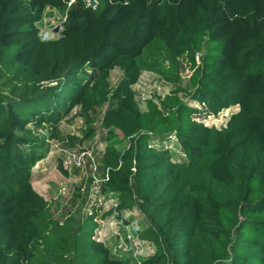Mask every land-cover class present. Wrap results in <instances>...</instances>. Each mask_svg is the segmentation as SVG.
<instances>
[{
	"label": "trees",
	"instance_id": "obj_1",
	"mask_svg": "<svg viewBox=\"0 0 264 264\" xmlns=\"http://www.w3.org/2000/svg\"><path fill=\"white\" fill-rule=\"evenodd\" d=\"M95 1L0 0V264H264V0ZM51 15L61 29L42 39ZM150 46L189 65L204 107L237 105L226 127L173 90L138 108L133 59ZM116 63L134 70L111 110L132 138L106 186L147 217L155 251L139 261L111 257L91 219L52 217L28 183L40 146L17 132L56 128L81 102L78 75ZM172 139L183 159L154 146Z\"/></svg>",
	"mask_w": 264,
	"mask_h": 264
},
{
	"label": "rangeland",
	"instance_id": "obj_2",
	"mask_svg": "<svg viewBox=\"0 0 264 264\" xmlns=\"http://www.w3.org/2000/svg\"><path fill=\"white\" fill-rule=\"evenodd\" d=\"M44 22L41 31H53L61 24L55 15L45 16ZM200 56V51L198 55L195 53L198 61ZM133 62L138 74L129 88L141 110L146 109L148 100L159 103L173 90L188 105L201 110L196 118L198 121L204 119L206 126L224 128L237 113L236 104L216 112L204 107L190 82L189 65L168 57L156 46L143 48ZM132 72L134 70L126 73L118 63L107 70L86 67L78 75L85 85L81 102L62 116L56 128L28 124L17 130L20 134L27 132L26 136L40 146L37 153L40 157L29 168L28 183L46 203L52 217L57 221L70 217L78 221L91 219L95 223L92 237L111 257L128 261H136L133 254L140 260L155 251L150 241L140 239L139 233L147 227L148 220L137 203L123 206L117 192L106 186L111 173L122 164L118 160L114 165L117 153L123 152L131 143L132 136L123 134L111 110L119 103L117 89ZM41 82L46 85L56 83L53 80ZM165 143L169 150L175 149L171 158H184L173 139L169 143L156 140L154 146L162 148Z\"/></svg>",
	"mask_w": 264,
	"mask_h": 264
},
{
	"label": "built area",
	"instance_id": "obj_3",
	"mask_svg": "<svg viewBox=\"0 0 264 264\" xmlns=\"http://www.w3.org/2000/svg\"><path fill=\"white\" fill-rule=\"evenodd\" d=\"M61 29V27H59V30ZM58 30V31H59ZM58 32H54V31H41L40 32V36H41V38L42 39H50L52 36H55L56 34H57ZM197 53V55H198V52H196ZM237 106V105H236ZM238 108V107H237ZM197 119V118H196ZM201 122H203V124H206V123H204V119L202 120L201 119ZM209 126H214V125H209ZM215 127H217V126H215ZM141 239V238H140ZM142 240V239H141ZM134 256H135V258H136V261H139V259L136 257V256H138V255H135V254H133Z\"/></svg>",
	"mask_w": 264,
	"mask_h": 264
},
{
	"label": "water",
	"instance_id": "obj_4",
	"mask_svg": "<svg viewBox=\"0 0 264 264\" xmlns=\"http://www.w3.org/2000/svg\"><path fill=\"white\" fill-rule=\"evenodd\" d=\"M89 4L92 5V6H94L96 4V1L95 0H89ZM58 30H59V26H56L53 29L54 32H58Z\"/></svg>",
	"mask_w": 264,
	"mask_h": 264
}]
</instances>
